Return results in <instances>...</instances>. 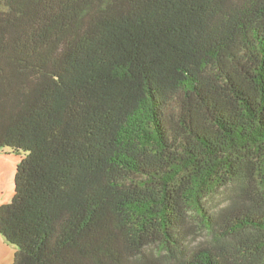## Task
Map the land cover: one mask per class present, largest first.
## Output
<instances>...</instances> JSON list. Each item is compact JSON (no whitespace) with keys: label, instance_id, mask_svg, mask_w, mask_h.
Wrapping results in <instances>:
<instances>
[{"label":"trees","instance_id":"1","mask_svg":"<svg viewBox=\"0 0 264 264\" xmlns=\"http://www.w3.org/2000/svg\"><path fill=\"white\" fill-rule=\"evenodd\" d=\"M3 152L14 264H264V0H0Z\"/></svg>","mask_w":264,"mask_h":264},{"label":"rangeland","instance_id":"2","mask_svg":"<svg viewBox=\"0 0 264 264\" xmlns=\"http://www.w3.org/2000/svg\"><path fill=\"white\" fill-rule=\"evenodd\" d=\"M21 160L17 154H0V206L9 203L14 196V184L16 167ZM214 208L224 206L222 198L215 199L212 203ZM17 247L9 244L0 235V264H14Z\"/></svg>","mask_w":264,"mask_h":264}]
</instances>
